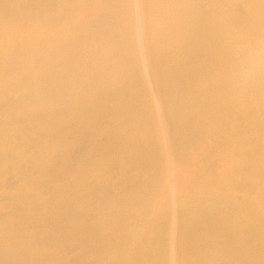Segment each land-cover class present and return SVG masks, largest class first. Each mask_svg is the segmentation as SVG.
Instances as JSON below:
<instances>
[{
  "label": "bare ground",
  "instance_id": "bare-ground-1",
  "mask_svg": "<svg viewBox=\"0 0 264 264\" xmlns=\"http://www.w3.org/2000/svg\"><path fill=\"white\" fill-rule=\"evenodd\" d=\"M0 264H264V0H0Z\"/></svg>",
  "mask_w": 264,
  "mask_h": 264
}]
</instances>
